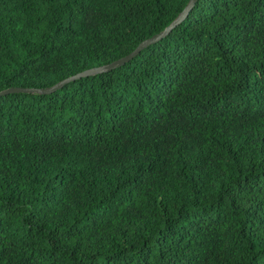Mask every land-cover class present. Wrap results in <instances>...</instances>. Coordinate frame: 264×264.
<instances>
[{"label":"trees","instance_id":"obj_1","mask_svg":"<svg viewBox=\"0 0 264 264\" xmlns=\"http://www.w3.org/2000/svg\"><path fill=\"white\" fill-rule=\"evenodd\" d=\"M188 2L0 0V264H264V0L75 77Z\"/></svg>","mask_w":264,"mask_h":264},{"label":"water","instance_id":"obj_2","mask_svg":"<svg viewBox=\"0 0 264 264\" xmlns=\"http://www.w3.org/2000/svg\"><path fill=\"white\" fill-rule=\"evenodd\" d=\"M196 0H189L188 4L185 6V8L182 10V12L180 13V15L172 22L170 23V25H168L162 32L157 33L153 36H151L150 38L142 41L131 53H129L128 55L117 59L109 64L103 65L101 67H96V68H92L89 69L87 71H84L83 73H80L78 75H76L75 77L79 76V75H84V74H89V73H94V72H104V71H108L111 69H114L116 67H119L121 65H123L126 61L130 60L132 57H134L135 55H137L141 50H143L145 47H148L149 45L155 43L156 41L160 40L162 37H164L165 35H167L170 30L175 27L177 24H179L187 15L188 11L192 8L193 4L195 3ZM62 84V82L56 84L53 87L50 88H46V89H41V91L43 92H47L50 91L54 88L59 87ZM17 90H21L19 88L17 89H9L6 92H11V91H17ZM24 91H32L34 89H22Z\"/></svg>","mask_w":264,"mask_h":264}]
</instances>
